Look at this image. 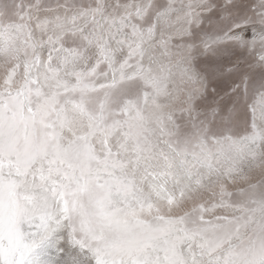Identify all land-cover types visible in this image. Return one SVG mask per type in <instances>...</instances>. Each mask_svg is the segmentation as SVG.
Returning a JSON list of instances; mask_svg holds the SVG:
<instances>
[{
    "label": "snow or ice",
    "instance_id": "snow-or-ice-1",
    "mask_svg": "<svg viewBox=\"0 0 264 264\" xmlns=\"http://www.w3.org/2000/svg\"><path fill=\"white\" fill-rule=\"evenodd\" d=\"M0 264H264V0H0Z\"/></svg>",
    "mask_w": 264,
    "mask_h": 264
}]
</instances>
